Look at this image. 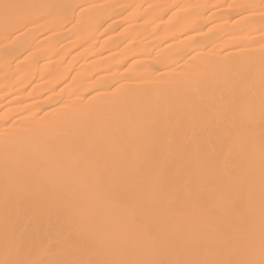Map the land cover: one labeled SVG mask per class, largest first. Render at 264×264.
Masks as SVG:
<instances>
[{"label": "bare ground", "instance_id": "obj_1", "mask_svg": "<svg viewBox=\"0 0 264 264\" xmlns=\"http://www.w3.org/2000/svg\"><path fill=\"white\" fill-rule=\"evenodd\" d=\"M15 2L40 24L12 43L0 22V261L259 260L262 0Z\"/></svg>", "mask_w": 264, "mask_h": 264}, {"label": "snow or ice", "instance_id": "obj_2", "mask_svg": "<svg viewBox=\"0 0 264 264\" xmlns=\"http://www.w3.org/2000/svg\"><path fill=\"white\" fill-rule=\"evenodd\" d=\"M33 5H26L15 2V0H0V22L4 26L5 38L12 43H15L22 36L28 35L30 33V25L40 24V20L33 16L29 11L33 8ZM82 7V6H81ZM175 8H180V5H175ZM228 7H252L248 5H238L233 6L229 5ZM262 8H264V0H262ZM264 15V12H262ZM25 30H28L26 32ZM211 32L212 29L209 28ZM30 51V50H29ZM119 91V90H118ZM202 119L209 128H218L219 125L216 120H208L205 115L202 114ZM224 133L225 142L232 140L235 136H241L248 132V129L244 127L241 121L238 122L237 117L233 116L230 118V125L222 129ZM215 145H210L211 150H215ZM208 150V149H206ZM154 168L156 173L159 176H164L167 173L165 168H161L155 164ZM100 183L104 182L103 175L97 177ZM110 198L114 200L124 211L126 219L134 224L141 226L145 231L149 239H152L154 242L158 241V237L154 233L150 232L145 226L142 220V214L146 211L145 206L141 200H139L135 195L130 193H121L117 189H110L108 192ZM261 216H262V225H261V252L260 259H247V260H231V259H218V260H208V259H195V260H174V261H140V262H112V264H264V181L261 185ZM251 205V194L249 196V206ZM233 207H239L237 204H233ZM59 215V210H58ZM72 227L80 232L81 238L87 232V224L84 219L77 221L76 219L72 220ZM72 238V234H69V239ZM251 247V245H250ZM0 264H28L26 261H11L3 260L0 261Z\"/></svg>", "mask_w": 264, "mask_h": 264}]
</instances>
